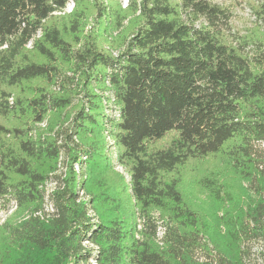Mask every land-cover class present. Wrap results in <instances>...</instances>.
Here are the masks:
<instances>
[{"label":"trees","instance_id":"16d2710c","mask_svg":"<svg viewBox=\"0 0 264 264\" xmlns=\"http://www.w3.org/2000/svg\"><path fill=\"white\" fill-rule=\"evenodd\" d=\"M254 8L264 21V1ZM232 17L211 0H0V200L31 212L2 229L0 264H249L229 252L264 238L252 212L264 205V35H232ZM115 30L117 54L104 46ZM103 130L130 177L115 191L101 182L113 169ZM203 161L206 204L184 189Z\"/></svg>","mask_w":264,"mask_h":264},{"label":"rangeland","instance_id":"374dc122","mask_svg":"<svg viewBox=\"0 0 264 264\" xmlns=\"http://www.w3.org/2000/svg\"><path fill=\"white\" fill-rule=\"evenodd\" d=\"M105 1V0H104ZM119 3L126 8L129 4V0H118ZM215 3H218L220 5H223L230 9L233 17L231 20V25H232V35L234 33H240L241 35H251L253 33L259 32V34L264 35V21H261L258 19V16L255 12V5L257 6L258 1H264V0H211ZM75 7L74 2H70L66 9L61 12H57V14H64V13H70L73 11ZM127 19L125 21V24L128 23ZM97 21L96 18L92 15L87 19L86 27H85V34L89 33L93 28L97 26ZM260 29V30H259ZM118 30L113 31L109 38L108 41L104 44L105 48L108 49L109 51H112L114 54H117L119 49L118 48H113L110 44L112 38L118 34ZM233 37L231 36L230 41L232 42ZM235 43V42H234ZM30 46V45H29ZM78 99L80 98H75L74 99V105L71 106L69 109L64 111L63 118L61 117L60 123L64 120L66 117H71L73 111L77 108V104L79 103ZM76 105V106H75ZM107 113L110 114L113 117H118V109L116 106L111 105V108L107 110ZM58 120V117H57ZM71 121V120H70ZM69 120L66 121V123L69 124ZM0 122L3 123H10L11 121H6L2 117H0ZM56 122V116L49 115L44 122L42 123H32V126L34 127V131L37 132H42L44 134H48L50 127ZM66 124V125H68ZM109 126H107L108 128ZM104 129V128H103ZM101 139L105 143L106 147V154H109V157H112L111 164H112V172L110 170V173L107 176H103L101 182L104 183L110 189L111 191H115V187L118 183V178L121 176L124 178L123 182L128 183L130 181L129 174L126 170V168L116 162V156L118 153V149L115 146V142L111 134L107 130H103L102 134H100ZM60 163H58V169L54 173V175L46 181L44 186L42 187L43 189L46 190V193L48 194L51 192L56 185L59 182L60 177L66 176L67 173V168H66V162H67V153L66 151L63 152L61 158H60ZM200 169L195 170V167L197 165H194L189 168V170L186 173L185 179L187 180L186 185L184 186V189L189 193V197L192 200H198L199 202L206 204L207 202V192L202 190L199 186L195 184V177L196 175L200 173H204L208 167H210L212 164L209 161H203L199 163ZM75 169L80 176V171L81 167L80 165H76ZM81 191V195L87 198V195ZM249 203V198L246 197L245 200L242 202L241 206L238 207L239 213L245 214L248 211L247 206ZM232 209H235L234 207ZM41 212H37V214L44 213V212H51L52 211V204L50 201L46 200V204L44 205V209H41ZM139 209L136 207L134 209L135 215L134 217L138 219L140 222V212L138 211ZM204 210L206 212L209 211V208L207 206H204ZM252 212L254 215L256 214L259 219L264 220V205L258 201L253 207H252ZM31 212L29 210H23L20 209L16 206L15 202L13 200L9 201L8 199H2L0 200V233L6 223L8 221H11L13 223H20L24 219H26ZM156 216L159 215V212H155ZM140 227V226H139ZM222 235H223V244L227 246V241L229 242V231L227 230V227L223 226L222 228ZM236 232L242 233V227L239 226L238 230ZM234 232V233H236ZM228 237V238H227ZM246 241L241 247H236L235 251L229 252V254L232 257H235V254L237 253H244L246 257V261L249 264H264V238L258 239V240H250L249 238H245ZM87 245L92 246L90 243H87ZM235 247V246H234ZM228 250V249H227Z\"/></svg>","mask_w":264,"mask_h":264}]
</instances>
